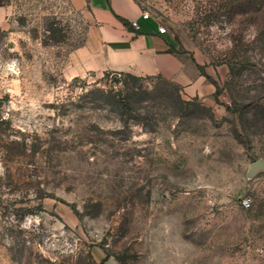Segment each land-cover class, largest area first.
Wrapping results in <instances>:
<instances>
[{"label": "rangeland", "instance_id": "374dc122", "mask_svg": "<svg viewBox=\"0 0 264 264\" xmlns=\"http://www.w3.org/2000/svg\"><path fill=\"white\" fill-rule=\"evenodd\" d=\"M0 1V264H264V0H136L179 80L87 70L72 0Z\"/></svg>", "mask_w": 264, "mask_h": 264}, {"label": "crops", "instance_id": "0c3cea01", "mask_svg": "<svg viewBox=\"0 0 264 264\" xmlns=\"http://www.w3.org/2000/svg\"><path fill=\"white\" fill-rule=\"evenodd\" d=\"M86 11L92 22L86 46L81 50L87 70H127L138 76H162L171 80L184 78L185 58L170 29L162 33L161 21L136 0H72ZM0 1V28L6 16ZM140 29L134 26V22Z\"/></svg>", "mask_w": 264, "mask_h": 264}, {"label": "water", "instance_id": "95a60500", "mask_svg": "<svg viewBox=\"0 0 264 264\" xmlns=\"http://www.w3.org/2000/svg\"><path fill=\"white\" fill-rule=\"evenodd\" d=\"M264 170V159H256L251 163L250 169L248 171V178L251 179L259 171Z\"/></svg>", "mask_w": 264, "mask_h": 264}, {"label": "built area", "instance_id": "2783aa9c", "mask_svg": "<svg viewBox=\"0 0 264 264\" xmlns=\"http://www.w3.org/2000/svg\"><path fill=\"white\" fill-rule=\"evenodd\" d=\"M143 17H144V18H150V17H151V13L148 12V11H145V12L143 13ZM134 26H135L137 29H140V25H139L136 21L134 22ZM160 31H161L162 33H165V32L168 31V28H167L165 25H162V26L160 27ZM243 203H244V205L247 206V207H250V206H251V201H250L249 198H245V199L243 200Z\"/></svg>", "mask_w": 264, "mask_h": 264}]
</instances>
